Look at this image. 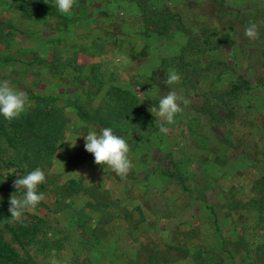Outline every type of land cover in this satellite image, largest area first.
Wrapping results in <instances>:
<instances>
[{
    "label": "rangeland",
    "instance_id": "rangeland-1",
    "mask_svg": "<svg viewBox=\"0 0 264 264\" xmlns=\"http://www.w3.org/2000/svg\"><path fill=\"white\" fill-rule=\"evenodd\" d=\"M142 5L168 8L162 33ZM46 6L0 0V81L32 102L0 118L4 240L28 264H264V0H75L70 15L40 16ZM169 69L178 85L164 84ZM116 90L140 112H121ZM170 90L188 103L162 135L149 109ZM36 118L63 128L47 158L22 138ZM98 122L128 142L127 176L78 137ZM37 167L44 200L14 221V182Z\"/></svg>",
    "mask_w": 264,
    "mask_h": 264
},
{
    "label": "clouds",
    "instance_id": "clouds-1",
    "mask_svg": "<svg viewBox=\"0 0 264 264\" xmlns=\"http://www.w3.org/2000/svg\"><path fill=\"white\" fill-rule=\"evenodd\" d=\"M74 4L75 0H54V6L60 15H70ZM255 28V25L249 26L245 30V35L255 38ZM180 80L181 75L174 69H169L167 78L163 82L171 87L178 85ZM182 103L187 104L188 100L178 95L175 90H170L149 109L156 118L160 134H168V126L174 124L177 115L183 111ZM31 104L26 94L10 87L6 80L0 81V118L9 122L19 119L31 107ZM78 137L84 138V148L93 155L95 164L103 168L107 167L121 177L127 176L133 167L128 142L123 136L115 134L112 127H102L99 130L93 127L86 134ZM45 179V172L40 167L17 176L14 182V193L21 195L12 194L9 198V212L12 220H19L25 211L35 209L44 200V193L39 191V186L45 182Z\"/></svg>",
    "mask_w": 264,
    "mask_h": 264
},
{
    "label": "trees",
    "instance_id": "trees-1",
    "mask_svg": "<svg viewBox=\"0 0 264 264\" xmlns=\"http://www.w3.org/2000/svg\"><path fill=\"white\" fill-rule=\"evenodd\" d=\"M42 3V2H41ZM143 9L140 11L143 13L146 17L144 20L145 23V28L148 31L151 32H156L157 34H160L159 30L161 27L164 26V23H167V20L170 18L169 15V10L166 8L165 13H156L152 12L150 8H148L147 12H145L144 6H141ZM46 11L42 12L40 16H53L56 15L57 11L54 10L52 6H46L44 8ZM25 12L26 18H32L35 17L34 14H30ZM37 16V15H36ZM39 17V16H37ZM172 19V17H171ZM165 31V29L163 30ZM117 93L115 94L117 98L116 106L119 108L121 112H126V113H136L140 112L141 109L137 106V99L134 97L132 94L129 92L125 91H120L116 90ZM77 113L81 119H86V115L78 108ZM30 121L28 117H26L25 122ZM34 123H31L27 125L28 131V136H23V140L27 142L28 145V138L33 139L36 143H41V148H37L36 151L34 152L37 156L39 157H50L55 153L56 145L59 142L60 135L62 134L63 128L59 127L58 129L56 128L55 123L53 120L51 123L49 122H44L40 119L36 118V121H33ZM99 125L103 127H111L109 124H104L103 122H98ZM44 124H46V130L42 132V128L38 130L39 127H42ZM8 145L11 146L12 148H15L16 145V139L15 137L13 139L8 138ZM17 149V148H16ZM264 186V181L261 184ZM7 226V224H4V226ZM12 232V230H11ZM25 232V231H24ZM14 237L16 238V235L14 234ZM0 264H28L26 260H23L19 257L18 253L16 252L15 248L11 247L3 238V236L0 234Z\"/></svg>",
    "mask_w": 264,
    "mask_h": 264
},
{
    "label": "crops",
    "instance_id": "crops-1",
    "mask_svg": "<svg viewBox=\"0 0 264 264\" xmlns=\"http://www.w3.org/2000/svg\"><path fill=\"white\" fill-rule=\"evenodd\" d=\"M26 20L29 22V19L26 18Z\"/></svg>",
    "mask_w": 264,
    "mask_h": 264
}]
</instances>
